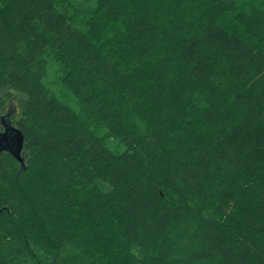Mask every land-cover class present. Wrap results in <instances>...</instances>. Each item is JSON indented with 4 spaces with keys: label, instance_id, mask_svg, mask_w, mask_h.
<instances>
[{
    "label": "trees",
    "instance_id": "obj_1",
    "mask_svg": "<svg viewBox=\"0 0 264 264\" xmlns=\"http://www.w3.org/2000/svg\"><path fill=\"white\" fill-rule=\"evenodd\" d=\"M14 94L0 264H264V0H0Z\"/></svg>",
    "mask_w": 264,
    "mask_h": 264
},
{
    "label": "water",
    "instance_id": "obj_2",
    "mask_svg": "<svg viewBox=\"0 0 264 264\" xmlns=\"http://www.w3.org/2000/svg\"><path fill=\"white\" fill-rule=\"evenodd\" d=\"M10 114L0 116V152L7 151L11 153L15 159L21 164L24 163V157L22 155V146L24 135L18 127L12 124L10 120Z\"/></svg>",
    "mask_w": 264,
    "mask_h": 264
},
{
    "label": "rangeland",
    "instance_id": "obj_3",
    "mask_svg": "<svg viewBox=\"0 0 264 264\" xmlns=\"http://www.w3.org/2000/svg\"><path fill=\"white\" fill-rule=\"evenodd\" d=\"M14 95L15 97H12L10 99L5 97L0 100V116L5 115L9 107H13L15 109L16 112L14 114H19V99L16 97L17 94Z\"/></svg>",
    "mask_w": 264,
    "mask_h": 264
}]
</instances>
